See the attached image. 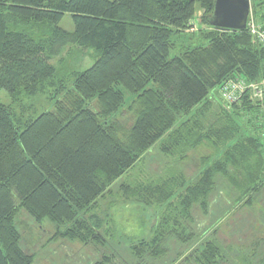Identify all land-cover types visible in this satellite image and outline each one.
<instances>
[{"label": "trees", "instance_id": "1", "mask_svg": "<svg viewBox=\"0 0 264 264\" xmlns=\"http://www.w3.org/2000/svg\"><path fill=\"white\" fill-rule=\"evenodd\" d=\"M251 2L255 11L264 10V0ZM214 3L0 0V90L15 101L57 84L52 109L33 119L22 121L0 101V264H35V257L20 247L15 218L21 210L36 222L55 224L52 239L76 240L105 251L108 242L101 229L107 210L116 203L113 188L161 139V151L182 153L180 159L175 156L180 162L202 143L216 148L218 142L237 138L223 160L211 159L178 203L171 204L164 229L157 228L152 238L132 247L136 258L161 259L169 240H193L195 234L183 222L190 221L193 208L205 210L210 204L218 175L237 192L236 203L245 199L243 205H252L250 193L264 173V126L254 124L247 103L213 110L210 93L233 74L249 80L261 77L264 48L246 30L211 26ZM66 13L73 20L71 32L58 26ZM198 20L191 31V23ZM174 36L197 37L207 44L183 47L169 57ZM69 47L97 52L91 66L69 73L71 87L52 63ZM126 92L133 97L124 108ZM200 106L208 108L206 115L196 112ZM122 115L131 117L129 125L121 121ZM182 117L187 118L176 127ZM208 161L202 158L203 164ZM122 189L143 200L149 195L148 204H162L171 195L168 186L155 184ZM97 205L99 212L94 210ZM223 253V244L213 239L194 249L190 258L198 264H220ZM117 260L105 251L94 264Z\"/></svg>", "mask_w": 264, "mask_h": 264}, {"label": "rangeland", "instance_id": "2", "mask_svg": "<svg viewBox=\"0 0 264 264\" xmlns=\"http://www.w3.org/2000/svg\"><path fill=\"white\" fill-rule=\"evenodd\" d=\"M196 22L198 24L199 20L194 21L195 24ZM58 26L66 31H73L71 15L64 14ZM189 32L186 33L190 34ZM172 40L169 57L177 55L183 47L207 44L197 37L188 40L185 37L174 36ZM96 55L97 52L93 49L69 47L60 58L53 59L52 63L60 71L59 78L64 76L66 86L71 87L72 78L69 73L88 68L93 64ZM56 86L57 84L49 86L45 93L36 96H20L15 101L5 91L0 90V101L10 105L22 121L33 119L39 113L52 109L50 98ZM132 97L133 95L125 93L124 108ZM210 97L214 102L213 110L225 108L216 90L211 91ZM201 110L203 116L209 111L207 107L200 106L196 112L199 113ZM186 118H180L176 127ZM120 119L127 125L132 121L129 115H122ZM240 121L244 124L243 119ZM243 130L241 132L244 134L246 129ZM236 139L233 138L225 144L218 142L216 148L207 142L202 143L186 152L184 154L187 156L186 159L180 162L176 161V157L180 159L182 153L166 155L161 151L164 145L163 139L151 147L137 165L130 169L113 188L115 197L112 200L115 199L116 203L107 210L105 223L101 229L108 242V248L105 250L107 254L118 258L117 264H198L190 258L192 251L198 247L201 249L204 241L215 239L220 245L223 244L224 248L220 264H263L264 173L260 175L256 184L257 190L250 193L252 205H243L245 199L236 203L237 192L226 178L218 175L211 194L212 201L207 208L205 210L198 206L193 208L190 221L183 222L184 226L181 222L177 227V232H180V226H183L188 233H194L192 241L179 243L174 239L169 240L166 243L168 253L161 259L153 260L147 256L138 259L132 253L133 246L138 245L142 240L152 238L157 228L164 229V222L172 212L171 204L178 203L180 196L185 193L196 175L210 165L211 159L223 160V153L235 144ZM203 157H207L210 161L203 164ZM139 184H155L163 188L168 186L167 191L171 192V195L162 204L154 202L148 204L146 200L149 195L144 196L143 200L137 196H127L122 189L123 185L134 187ZM94 210L99 212V205ZM15 226L21 235V249L35 257V264H94L102 252L105 253L104 249L99 250L80 241L52 239L56 225L47 219L36 222L23 210L16 216Z\"/></svg>", "mask_w": 264, "mask_h": 264}, {"label": "built area", "instance_id": "3", "mask_svg": "<svg viewBox=\"0 0 264 264\" xmlns=\"http://www.w3.org/2000/svg\"><path fill=\"white\" fill-rule=\"evenodd\" d=\"M200 16L201 12L199 11L196 13V17ZM196 26L195 23H191L190 30L195 31ZM245 30L257 46L264 48V10L262 12L255 11L252 2H250ZM214 90L227 107H241L244 103L250 105L253 110L251 117H253L254 124L258 127L264 126V73L254 80H249L242 74H233ZM261 136L264 141V127Z\"/></svg>", "mask_w": 264, "mask_h": 264}, {"label": "water", "instance_id": "4", "mask_svg": "<svg viewBox=\"0 0 264 264\" xmlns=\"http://www.w3.org/2000/svg\"><path fill=\"white\" fill-rule=\"evenodd\" d=\"M249 7V0H215L210 25L222 30H245Z\"/></svg>", "mask_w": 264, "mask_h": 264}, {"label": "bare ground", "instance_id": "5", "mask_svg": "<svg viewBox=\"0 0 264 264\" xmlns=\"http://www.w3.org/2000/svg\"><path fill=\"white\" fill-rule=\"evenodd\" d=\"M250 1V0H249Z\"/></svg>", "mask_w": 264, "mask_h": 264}]
</instances>
